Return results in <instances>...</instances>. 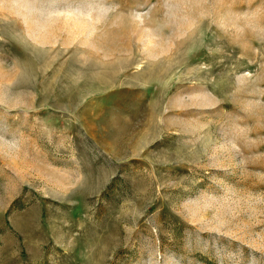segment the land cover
<instances>
[{"label": "rangeland", "instance_id": "obj_1", "mask_svg": "<svg viewBox=\"0 0 264 264\" xmlns=\"http://www.w3.org/2000/svg\"><path fill=\"white\" fill-rule=\"evenodd\" d=\"M0 264H264V0H0Z\"/></svg>", "mask_w": 264, "mask_h": 264}]
</instances>
